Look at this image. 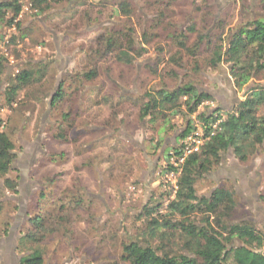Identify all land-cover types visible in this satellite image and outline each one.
<instances>
[{
  "label": "rangeland",
  "instance_id": "1",
  "mask_svg": "<svg viewBox=\"0 0 264 264\" xmlns=\"http://www.w3.org/2000/svg\"><path fill=\"white\" fill-rule=\"evenodd\" d=\"M121 1L128 2L130 15L120 10ZM22 2L20 28L0 29L5 39L16 36L14 44H1L0 107L17 154L9 178L19 184L17 194H6L0 214V264H20L32 249L42 251L44 264H128L122 256L130 242L178 253L176 231L150 236L145 208L162 202L165 207L152 218L166 216L177 191V177L166 171L168 155L181 147L183 133L196 131V122H217L199 116L221 108L218 116L226 119L251 89L264 87L262 74L239 91L229 65L217 70L208 65L227 37L264 21V0H62L40 17L28 0ZM112 33H131L136 47L147 53L131 66L120 63L119 52L108 54L99 41ZM180 34L186 48L178 45ZM201 36L207 39L201 42ZM126 38H120L124 47ZM38 63L48 66L42 82L22 92L12 109L6 107L9 78ZM92 70L96 79L80 81V74ZM187 85L214 100L203 101L193 115L184 99V115L152 112L143 118L150 94ZM61 86L64 98L52 109ZM195 187L199 199L232 189L237 202L232 224L249 222L264 233L257 216L264 206V144L246 163L233 150L225 153L222 165ZM62 204L66 209L59 215ZM37 213L45 230L34 245L22 240ZM206 218L201 212L191 220L203 224ZM242 245L235 240L229 249Z\"/></svg>",
  "mask_w": 264,
  "mask_h": 264
},
{
  "label": "trees",
  "instance_id": "2",
  "mask_svg": "<svg viewBox=\"0 0 264 264\" xmlns=\"http://www.w3.org/2000/svg\"><path fill=\"white\" fill-rule=\"evenodd\" d=\"M31 10L36 16H45L53 10V4L62 0H28ZM72 1V0H67ZM76 3L79 0H75ZM120 10L125 15L131 14V9L126 1H121ZM24 3L22 0H4L0 2V29L8 27L20 28L19 20L23 13ZM133 32V31H132ZM118 33V32H116ZM120 33V32H119ZM126 38V46L120 41L121 36ZM110 34L103 35V48L108 54L116 55L117 60L131 66L139 58H142L147 50L138 49L132 34ZM211 37V36H210ZM210 37H208L210 39ZM24 36H22V39ZM172 38H176L173 36ZM178 45L186 48V40L183 34L179 35ZM207 39L201 36V42ZM227 44L217 46L212 54L209 66L217 70L222 64L230 66V75L234 80L237 90H243L251 84V81L262 80L264 74V21H255L248 27H242L231 36L227 37ZM181 40V41H180ZM5 38L0 35L1 44ZM16 36L9 40L14 44ZM148 43V39L146 40ZM101 53V52H100ZM106 53V55H107ZM105 55V54H100ZM0 55V79L5 65ZM48 72V66L38 63L32 68L23 69L17 73L15 78L8 80L4 91L5 105L13 108L18 104L22 92L42 82ZM98 76L97 70L80 74L79 79L93 81ZM79 81V80H78ZM64 86L56 92L51 107L54 109L64 98ZM150 100L143 108V118L150 116L152 112L173 114L183 112V100L187 107V114H196L199 106L205 100H214L208 93H201L194 86L187 85L174 91L159 90L156 94L149 95ZM2 109V107H0ZM264 87L258 86L249 91L245 100L238 102L233 111L227 112L226 119L220 124L219 130L202 146L199 152L190 155L182 165L181 174L177 177V191L166 209V216L162 221L152 218L154 213L160 212L165 207L163 203H157L155 207L145 208V214L149 218L148 232L152 238L165 237L166 231H176L180 236L181 246L178 253L162 248H154L151 244L144 246L138 242H130L124 247L122 260L128 264H264V233L256 231L252 223L244 222L232 224L231 220L237 208L235 194L232 189H218L210 199H199L196 192V182L214 171L223 163L225 153L233 150L235 158L241 163H246L254 157L258 148L264 144ZM221 108L213 110L211 116L201 115L199 119H205L209 123ZM210 119V121H209ZM4 119L0 118V124ZM210 130H207L209 134ZM191 130L183 133L180 137L184 139ZM175 155H182V147H176ZM172 154V153H171ZM168 155V167L166 171H176L170 165L172 155ZM15 145L6 132V125L0 131V214L4 211V198L7 193L17 194L19 184L16 180L9 178L16 160ZM232 188V187H231ZM169 193L163 198H170ZM45 195L41 196L44 199ZM43 205L41 201L39 205ZM62 204L59 206V215L65 210ZM207 215L203 224H197L191 220L197 213ZM173 216L180 220L174 222ZM211 219L213 221L211 222ZM51 220V218H50ZM61 217L59 218V221ZM32 229L22 241L31 242L34 245L39 242L38 234L45 230V221L37 213L31 218ZM239 240L243 245L229 249V245ZM30 255L22 258L20 264H44L43 253L39 249H32Z\"/></svg>",
  "mask_w": 264,
  "mask_h": 264
},
{
  "label": "built area",
  "instance_id": "3",
  "mask_svg": "<svg viewBox=\"0 0 264 264\" xmlns=\"http://www.w3.org/2000/svg\"><path fill=\"white\" fill-rule=\"evenodd\" d=\"M9 44V40L5 39V45ZM18 73V72H17ZM4 113V109L0 108V118ZM215 124H210L209 126L204 125L201 122H196L195 127L196 131H192L188 136L182 139L180 146L182 147V155L177 156L175 154H171L172 158L170 160V165L176 168V171H171L170 175L173 178L178 177L181 174L182 165L185 163L186 159L200 151L202 146L207 142L211 137H213L217 130L220 128V124L225 120L224 116L215 115ZM6 123L5 120L2 121L0 124V131L5 127ZM207 130H210L209 134H207Z\"/></svg>",
  "mask_w": 264,
  "mask_h": 264
},
{
  "label": "crops",
  "instance_id": "4",
  "mask_svg": "<svg viewBox=\"0 0 264 264\" xmlns=\"http://www.w3.org/2000/svg\"><path fill=\"white\" fill-rule=\"evenodd\" d=\"M177 142V140H176ZM263 179H261L262 181ZM259 213L257 214V216L261 217L262 221H264V206H260V208H258Z\"/></svg>",
  "mask_w": 264,
  "mask_h": 264
}]
</instances>
